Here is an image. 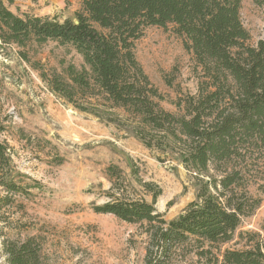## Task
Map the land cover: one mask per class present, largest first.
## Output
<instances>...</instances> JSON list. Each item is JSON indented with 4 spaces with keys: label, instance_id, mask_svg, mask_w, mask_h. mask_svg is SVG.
Segmentation results:
<instances>
[{
    "label": "trees",
    "instance_id": "16d2710c",
    "mask_svg": "<svg viewBox=\"0 0 264 264\" xmlns=\"http://www.w3.org/2000/svg\"><path fill=\"white\" fill-rule=\"evenodd\" d=\"M241 7V0H82L74 20L61 22L20 17L0 0L1 44L55 42L82 57L80 69L69 65L65 76L50 77L54 94L102 121H127L147 149L177 153L199 179L196 200L171 221L156 210L158 194L152 203L110 194V201L94 206L98 214L143 228L150 238L146 264H264L258 234L241 235L248 238L245 249H220L262 203L249 194L247 176L255 162H264V39L249 44ZM151 26L171 28L202 72L197 95L179 99L176 113L161 106L164 97L135 54V42ZM9 165L8 148L0 142V175ZM118 173L109 169L112 178ZM0 184L7 191L0 196L2 211L12 203L9 194L20 189ZM34 241L9 242L8 264H39ZM187 254L193 259L183 263Z\"/></svg>",
    "mask_w": 264,
    "mask_h": 264
},
{
    "label": "rangeland",
    "instance_id": "374dc122",
    "mask_svg": "<svg viewBox=\"0 0 264 264\" xmlns=\"http://www.w3.org/2000/svg\"><path fill=\"white\" fill-rule=\"evenodd\" d=\"M3 1L20 17L48 16L61 22L74 20L82 2ZM241 3L249 44L256 46L264 39V5ZM135 54L163 95L166 111L176 113L179 99L197 95L201 69L171 28H145L135 42ZM69 65H83L71 47L55 42L26 48L0 43V142L10 159L0 183L13 182L20 189L9 194L12 203L0 211V264H8L9 242L27 239H34L39 248V264H146L150 238L143 228L98 214L94 206L110 201V194L151 203L158 194L156 210L171 221L196 200L200 181L183 167L177 153L147 149L127 121H102L54 94L48 80L54 74L65 76ZM112 167L119 170L114 178L109 175ZM247 177L249 194L262 203L243 219L222 252L245 249V233L264 239V162H255ZM5 195L0 186V196ZM185 258L183 263L193 254Z\"/></svg>",
    "mask_w": 264,
    "mask_h": 264
},
{
    "label": "water",
    "instance_id": "95a60500",
    "mask_svg": "<svg viewBox=\"0 0 264 264\" xmlns=\"http://www.w3.org/2000/svg\"><path fill=\"white\" fill-rule=\"evenodd\" d=\"M75 23H77V21H75Z\"/></svg>",
    "mask_w": 264,
    "mask_h": 264
}]
</instances>
